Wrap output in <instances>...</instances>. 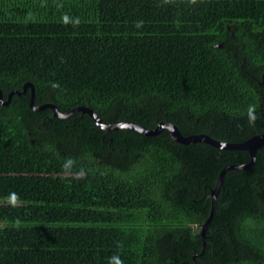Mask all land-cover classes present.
I'll use <instances>...</instances> for the list:
<instances>
[{
    "label": "trees",
    "instance_id": "16d2710c",
    "mask_svg": "<svg viewBox=\"0 0 264 264\" xmlns=\"http://www.w3.org/2000/svg\"><path fill=\"white\" fill-rule=\"evenodd\" d=\"M254 4L207 30L170 13L114 21L104 0H0V91L6 101L31 83L36 107L245 142L264 133V0ZM30 99L31 88L0 100V264H264V147L227 172L204 248L211 191L247 151L105 131Z\"/></svg>",
    "mask_w": 264,
    "mask_h": 264
},
{
    "label": "water",
    "instance_id": "95a60500",
    "mask_svg": "<svg viewBox=\"0 0 264 264\" xmlns=\"http://www.w3.org/2000/svg\"><path fill=\"white\" fill-rule=\"evenodd\" d=\"M29 88H31L30 107L34 111L52 109L54 116L59 117V118H68L77 112H82L83 114L88 115L99 128H101L102 130H105V131L111 132V131H116L119 129H130V130L137 131V132H139V133H141L147 137L157 136L160 133H162L163 131H169L172 139L175 142L183 144V145H189V144H195V143H205L209 146H212V147H215V148L221 149V150L247 151L250 155V162L245 164V165L229 166V167L223 169L219 175L216 187L211 191V197H212L211 215H210L209 219L206 221V223L203 225L202 233H201L202 238H203V247L204 248L206 247V242H205L206 230L208 229V227L211 224V221L214 217L216 200H217L218 194L221 190V187L224 183V179H225L227 172L230 170H234V169H238V170L250 169L256 160L257 152L264 147V133L259 134V135H255V136L251 137L250 139H248L242 143H223V142H219V141L211 138L210 136L204 135V134L203 135L183 136L181 134V132L179 131V129L175 125H173L172 123H167V122H163V123L158 124L157 127L155 129H152V130L146 129V128L139 126V125H134V124H129V123H121V124H117V125H105L101 121V119L92 110H90L88 108L81 107V108L74 109V110H72L66 114H62L57 110L56 107H54L52 105H44L41 107H36V105L34 103V87L31 83H27L24 86L23 92H15L14 91V92L10 93L8 96V101L10 102L14 95L23 96ZM0 99H1V101L3 100V95H2L1 91H0ZM9 102H6V105H8Z\"/></svg>",
    "mask_w": 264,
    "mask_h": 264
},
{
    "label": "rangeland",
    "instance_id": "374dc122",
    "mask_svg": "<svg viewBox=\"0 0 264 264\" xmlns=\"http://www.w3.org/2000/svg\"><path fill=\"white\" fill-rule=\"evenodd\" d=\"M143 6L140 10L135 14V20H144V18L137 15H151L149 19H162L168 18L167 9L169 3L179 4V9L174 10V17H180L185 20L192 21H200L207 30L212 28L213 25L217 22L218 19L229 16V17H237V18H249L251 16L250 10L255 7L254 0H140ZM156 2L157 8L155 11H152L151 8L146 6L148 2ZM239 1V2H238ZM104 2L109 6L111 4H115L117 0H104ZM252 7V8H251ZM168 10V11H167ZM129 11V7H128ZM178 13V14H177ZM155 18L153 19V16ZM172 17V18H174ZM180 18V19H181ZM103 16H101V21L103 20ZM147 20V19H146Z\"/></svg>",
    "mask_w": 264,
    "mask_h": 264
},
{
    "label": "crops",
    "instance_id": "0c3cea01",
    "mask_svg": "<svg viewBox=\"0 0 264 264\" xmlns=\"http://www.w3.org/2000/svg\"><path fill=\"white\" fill-rule=\"evenodd\" d=\"M157 5L158 4L154 3V1H152V2H149V5H146V6L151 8L152 11H155L154 8L155 7L157 8ZM142 6H143V4L140 0H117V2L115 3V7L112 6L113 10H112L111 16L109 15V18L113 19L114 21H123V22L126 21L127 19L135 20L134 19V17H136L135 14H137V12L140 10V8ZM128 7H129V11H128ZM125 8L127 11L125 10ZM167 9H169V11L167 10L168 11L167 13H170V15H172L174 17L175 12H172V11L179 9V4H177V1H175V3H169ZM140 12H141V10H140ZM140 12H139V15H137L138 19H139L138 16H141V18L145 17L144 20H142V21L149 19L150 15H147V14L146 15H144V14L140 15ZM181 17L182 16H180V17L176 16V18L175 17L174 18L177 20L185 21V19H182Z\"/></svg>",
    "mask_w": 264,
    "mask_h": 264
},
{
    "label": "clouds",
    "instance_id": "9594fccd",
    "mask_svg": "<svg viewBox=\"0 0 264 264\" xmlns=\"http://www.w3.org/2000/svg\"><path fill=\"white\" fill-rule=\"evenodd\" d=\"M1 102H2V104L6 105V102H9V101H8V99L5 101L4 98H3V100ZM248 116H249V121L250 122H254L255 121L256 116H255V108H254V106H250L249 107V109H248ZM17 201H18V196H16L15 194H13V197H12V201L11 202L13 203V205H15Z\"/></svg>",
    "mask_w": 264,
    "mask_h": 264
}]
</instances>
